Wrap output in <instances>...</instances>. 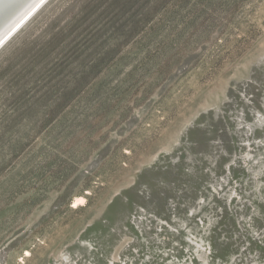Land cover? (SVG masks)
<instances>
[{"label":"rangeland","instance_id":"1","mask_svg":"<svg viewBox=\"0 0 264 264\" xmlns=\"http://www.w3.org/2000/svg\"><path fill=\"white\" fill-rule=\"evenodd\" d=\"M211 236L264 264V0H49L0 49V264H209Z\"/></svg>","mask_w":264,"mask_h":264},{"label":"water","instance_id":"2","mask_svg":"<svg viewBox=\"0 0 264 264\" xmlns=\"http://www.w3.org/2000/svg\"><path fill=\"white\" fill-rule=\"evenodd\" d=\"M46 1L47 0H0V44L10 34L12 35L15 32L14 30L40 4L39 7H41Z\"/></svg>","mask_w":264,"mask_h":264},{"label":"bare ground","instance_id":"3","mask_svg":"<svg viewBox=\"0 0 264 264\" xmlns=\"http://www.w3.org/2000/svg\"><path fill=\"white\" fill-rule=\"evenodd\" d=\"M48 1H49V0H47V1H46L41 7H39V6L41 5V4H40V5L38 6L39 8L37 7L38 9L36 8L37 10L35 9L36 11L34 10L35 12L33 11L34 13L32 12L33 14L31 13V14H30V15H29V16H28V17H27V18H26V19H25V20H24V21H23V22H22V23H21V24L15 29V30H14L15 32H14V33L12 32L13 34H12V35L10 34L11 36L9 35L10 37L8 36V37L6 38L7 40L5 39V40L0 44V49H1V48L7 43V41H9V40H10V39H11V38H12V37H13V36H14V35H15V34H16V33H17V32H18V31H19V30H20V29H21V28H22V27H23V26H24V25H25V24H26V23H27V22H28V21H29V20H30V19H31V18H32L37 12H38V11H39V10H40V9H41V8L47 3V2H48ZM83 201H84V197H83V196H76V198H75V200H74V203H73V207L82 204Z\"/></svg>","mask_w":264,"mask_h":264},{"label":"trees","instance_id":"4","mask_svg":"<svg viewBox=\"0 0 264 264\" xmlns=\"http://www.w3.org/2000/svg\"><path fill=\"white\" fill-rule=\"evenodd\" d=\"M215 231L216 230H214V227H211L210 229H208V231H207V234L208 235H211V234H214L215 233ZM226 239H228V237L226 236L225 237ZM252 240H254V243H264V240L263 239H261V237H255L254 239H252ZM206 241H208V245H209V247H210V254H212V255H210V258H209V264H211V261L213 262V259L215 260V261H217V257H215L214 256V254L216 253V251L214 250V245H213V243H212V236L209 238V239H206ZM249 243H251V241H249ZM205 246V245H204ZM244 248H246V247H244ZM251 255H253L254 253H250ZM236 256H238V255H240V253H237V254H235ZM245 257V256H244ZM245 259H247L246 257H245ZM244 262V261H243ZM245 263V262H244ZM243 263V264H244Z\"/></svg>","mask_w":264,"mask_h":264}]
</instances>
